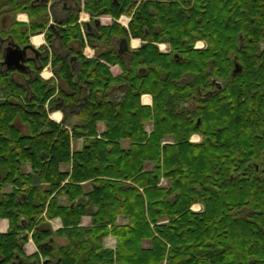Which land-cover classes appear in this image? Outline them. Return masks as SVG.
I'll list each match as a JSON object with an SVG mask.
<instances>
[{"label": "trees", "instance_id": "obj_1", "mask_svg": "<svg viewBox=\"0 0 264 264\" xmlns=\"http://www.w3.org/2000/svg\"><path fill=\"white\" fill-rule=\"evenodd\" d=\"M46 1L15 2L12 12L28 11L35 21L30 30L16 21L0 26V36L24 46L46 27L52 43ZM6 4L0 1V18ZM84 9L115 18L90 40L146 42L128 57L112 45L96 58L79 52L76 71L69 57L54 56L69 90L56 96L40 76L47 54L21 78L0 66V218L9 221L0 233V264L16 255L40 264L23 252L27 231L54 264H264V174L255 170L264 163V0H85ZM122 14L131 15L128 28L116 21ZM61 23L62 48L82 40L74 13ZM198 40L206 46L195 47ZM157 42L171 51L161 52ZM111 63L123 74L113 77ZM235 63L242 70L233 76ZM117 84L125 92L113 101ZM145 93L152 106L141 104ZM61 100L65 117L58 123L48 111ZM68 104L77 107L73 125ZM100 121L106 129L98 137ZM193 134L201 141H191ZM73 137L85 138L81 150L72 149ZM122 139L130 140L127 149ZM65 163L70 171L61 170ZM85 181H92L90 191ZM6 184L10 192L1 191ZM196 203L203 209L193 210ZM92 207V225L81 226ZM121 215L129 221L118 224ZM55 217L63 223L58 230L48 223ZM108 235L117 238L115 249L104 247Z\"/></svg>", "mask_w": 264, "mask_h": 264}, {"label": "crops", "instance_id": "obj_2", "mask_svg": "<svg viewBox=\"0 0 264 264\" xmlns=\"http://www.w3.org/2000/svg\"><path fill=\"white\" fill-rule=\"evenodd\" d=\"M1 2H7L6 6L4 7V12L0 18V26L1 28L8 29L11 27V24L13 21H16L19 23L22 28L30 30L31 23L35 21V18L30 15L28 11H17L16 13L11 11L12 6L15 5V2L17 3H24V4H30V5H37V4H43L46 0H0ZM84 1L85 0H52L50 3L47 0V14H48V23L47 27L53 25L54 28H51L53 30V37H52V43H49L46 39V27L41 32H35L32 34H29V44L32 45L35 49L39 51V53H36L34 51L29 50L28 54L33 57V61H29L28 65L30 68L32 67H38L40 65L41 58L44 57V55H48V61L44 65L43 69L40 72V76L44 80H50L53 85H55V96L56 94L62 90L65 92H69L65 82L59 78L57 72L58 67H55L53 65V57L54 56H60V57H69L73 70L78 69L79 60L77 57V54L81 52L86 58H96L99 57L100 54L107 52L110 50L112 45L117 51L124 54V57H128L131 53V51L138 49L141 47L142 44L146 42V40L140 38V37H132L129 36L128 38H125L127 40V49L121 50V38L115 37L112 39L110 43L106 42H99L95 36L93 38H89V33H95L98 31L99 27L101 26H110L112 22L115 20V18L110 14H101L97 17H93L89 12L85 11L84 9ZM16 3V4H17ZM69 13H74V16L77 17V23L81 31L82 40L74 39L68 44V48H62L61 46V34L58 31V29L61 26H64L61 22L66 20V17ZM131 20V15L129 14H122L116 21L124 26L125 28H128L129 22ZM82 22V23H81ZM88 22L91 24V28H87L85 23ZM83 24V25H82ZM20 26V28H21ZM204 44L203 47L206 46V43L203 40H198L196 44ZM28 44V45H29ZM159 50L161 52H170L171 46L168 42H157L156 43ZM167 44V45H166ZM200 44V45H201ZM161 45V46H160ZM162 45H166L165 48H162ZM110 73L113 77H118L123 74V68L118 63H111L108 64ZM26 72H29L27 70ZM31 73V72H30ZM125 92V84H117L114 85L111 94L110 99L113 101H120L124 95ZM58 97V96H57ZM146 97V98H145ZM153 103V97L151 94L145 93L141 96V104L146 106H152ZM62 104V100L57 104L54 105L53 109L48 111L49 117L60 123L62 119L65 117V111L61 109L60 105ZM46 107H48L46 105ZM77 107L74 105L68 104L66 105V120L67 123L70 125L76 124L79 119L77 117ZM65 110V109H64ZM147 132H150L153 129V122L148 121L146 122L145 126ZM106 129V124L103 121L98 122L97 124V132L98 137L99 134L102 133ZM24 133L27 131V127H23L22 130ZM170 137H168L169 139ZM191 140V139H190ZM85 143L84 137H77L71 139V146L73 150H81L83 145ZM130 140L128 139H122L120 141V144L123 148L127 149L130 146ZM71 163H65L61 165V170L63 171H70L71 170ZM153 168V162H147L145 169L151 170ZM23 170L25 172L31 171V166L29 164H25L23 166ZM162 178L160 184L167 185L168 180ZM166 181V182H165ZM82 186L85 191H90L92 189V181H85L82 183ZM13 188L12 184H6L1 188L2 192H10ZM58 200L61 204L68 205L69 201L66 195H59ZM94 211V208L92 207L89 210V213L83 215L81 217V226H91L92 225V218L91 213ZM129 221V218L127 216L121 215L117 217V223L118 224H125ZM48 223L50 224L51 228L53 230H58L63 227V223L60 217L51 218L48 220ZM24 224L26 222L24 221ZM9 228V221L7 218H0V233H6ZM28 239L26 242L22 244L23 252L26 256H37L40 259V264H54V261L49 257H44L42 254L39 253L38 247L33 241L31 237V233L27 231ZM57 243L62 244L65 242L64 238H56ZM103 245L105 248L109 249H115L117 246V238L113 235H108L104 237L103 239ZM144 246L149 247L151 246L150 240L144 241ZM17 261L19 264H22L24 262V258L17 255Z\"/></svg>", "mask_w": 264, "mask_h": 264}, {"label": "water", "instance_id": "obj_3", "mask_svg": "<svg viewBox=\"0 0 264 264\" xmlns=\"http://www.w3.org/2000/svg\"><path fill=\"white\" fill-rule=\"evenodd\" d=\"M85 25L87 26V28L92 27L91 24L88 22H86ZM51 27L54 28L53 25H51ZM126 49H127V40L123 38L121 40V50H126ZM29 50L39 53V51L30 44L20 46L16 42H10L5 51L3 63L7 65L8 69H14L24 73L27 71V69H29V65L27 64V62L33 61L34 59L33 57L28 55ZM241 70H242L241 66L238 63H235L232 72L233 76L241 72ZM216 85L220 86L219 83H216ZM262 170L264 172V166ZM11 264H16V263H11Z\"/></svg>", "mask_w": 264, "mask_h": 264}, {"label": "flooded vegetation", "instance_id": "obj_4", "mask_svg": "<svg viewBox=\"0 0 264 264\" xmlns=\"http://www.w3.org/2000/svg\"><path fill=\"white\" fill-rule=\"evenodd\" d=\"M3 28V27H2ZM4 30H7V29H5V28H3ZM10 42H15L14 40H11V38L10 37H7V36H0V48H1V50H2V59H1V61H0V66H1V68H2V70H3V72L5 73V74H7V73H9L10 71L12 72V74H11V76L12 77H15V78H21V71H18V70H14V69H8L7 68V65L5 64V63H3V60H4V54H5V51H6V49H7V47H8V45H9V43ZM17 43V42H16ZM18 44V43H17ZM21 45V44H20ZM29 52V51H28ZM29 55V54H28ZM30 56V55H29ZM27 64H28V62H27ZM27 70H31L30 69V66H29V69H27ZM263 166L264 165H262V164H256L255 165V170H256V172L258 173V174H264V172H263V170H262V168H263ZM12 263H16V264H19L18 263V261H17V255H16V257H15V260L12 262ZM11 264V263H10ZM23 264V263H22Z\"/></svg>", "mask_w": 264, "mask_h": 264}, {"label": "rangeland", "instance_id": "obj_5", "mask_svg": "<svg viewBox=\"0 0 264 264\" xmlns=\"http://www.w3.org/2000/svg\"><path fill=\"white\" fill-rule=\"evenodd\" d=\"M204 41V40H203ZM205 42V41H204ZM206 43V42H205ZM201 43H199L198 45H200ZM146 98V97H145ZM199 136V137H198ZM199 138V139H198ZM202 139V137L199 135V134H193L192 137H191V141L193 142H200ZM262 165H264V163H261ZM167 181V180H166ZM165 181V182H166ZM200 208H203V205L200 204V203H196L195 204V209H200Z\"/></svg>", "mask_w": 264, "mask_h": 264}, {"label": "built area", "instance_id": "obj_6", "mask_svg": "<svg viewBox=\"0 0 264 264\" xmlns=\"http://www.w3.org/2000/svg\"><path fill=\"white\" fill-rule=\"evenodd\" d=\"M48 1H49V3H50L52 0H48ZM203 46H204V44H201V45L196 44V45H195V47H198V48H201V47H203ZM192 209L195 210V211H200V210H202L203 208L195 209V204H193Z\"/></svg>", "mask_w": 264, "mask_h": 264}, {"label": "bare ground", "instance_id": "obj_7", "mask_svg": "<svg viewBox=\"0 0 264 264\" xmlns=\"http://www.w3.org/2000/svg\"><path fill=\"white\" fill-rule=\"evenodd\" d=\"M82 23V22H81ZM83 25V24H82ZM167 45V44H166ZM166 45H162V48H165L166 47ZM161 46V45H160ZM199 137V136H198ZM199 139V138H198Z\"/></svg>", "mask_w": 264, "mask_h": 264}]
</instances>
